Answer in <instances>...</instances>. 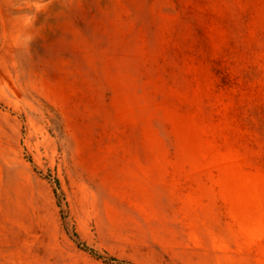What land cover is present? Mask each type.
<instances>
[{"label":"rangeland","instance_id":"obj_1","mask_svg":"<svg viewBox=\"0 0 264 264\" xmlns=\"http://www.w3.org/2000/svg\"><path fill=\"white\" fill-rule=\"evenodd\" d=\"M0 264H264V0H0Z\"/></svg>","mask_w":264,"mask_h":264}]
</instances>
